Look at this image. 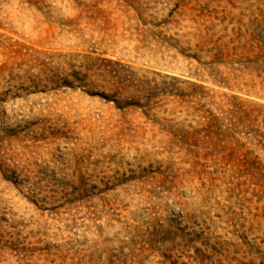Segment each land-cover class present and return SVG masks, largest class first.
I'll list each match as a JSON object with an SVG mask.
<instances>
[{
	"label": "rangeland",
	"instance_id": "1",
	"mask_svg": "<svg viewBox=\"0 0 264 264\" xmlns=\"http://www.w3.org/2000/svg\"><path fill=\"white\" fill-rule=\"evenodd\" d=\"M0 264H264V0H0Z\"/></svg>",
	"mask_w": 264,
	"mask_h": 264
}]
</instances>
